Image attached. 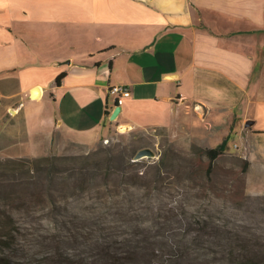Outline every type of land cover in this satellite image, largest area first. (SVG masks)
Listing matches in <instances>:
<instances>
[{"label":"crops","instance_id":"obj_1","mask_svg":"<svg viewBox=\"0 0 264 264\" xmlns=\"http://www.w3.org/2000/svg\"><path fill=\"white\" fill-rule=\"evenodd\" d=\"M201 117L264 140V0H0V157Z\"/></svg>","mask_w":264,"mask_h":264},{"label":"rangeland","instance_id":"obj_2","mask_svg":"<svg viewBox=\"0 0 264 264\" xmlns=\"http://www.w3.org/2000/svg\"><path fill=\"white\" fill-rule=\"evenodd\" d=\"M208 121L0 157V264H229L230 249L264 250V140L243 130L221 150ZM141 148L155 156L133 161Z\"/></svg>","mask_w":264,"mask_h":264},{"label":"trees","instance_id":"obj_3","mask_svg":"<svg viewBox=\"0 0 264 264\" xmlns=\"http://www.w3.org/2000/svg\"><path fill=\"white\" fill-rule=\"evenodd\" d=\"M63 76L60 75L56 78V83H59V80L61 79V77ZM230 139L229 135H227L221 142L220 144L218 145V148L221 149V150H224L226 148V144L228 142V140ZM29 168H26L27 171ZM55 169L56 167L54 168H51L48 170V168L46 167H36L34 168L32 171L33 172H38L40 174H43V173H46V174H52V176L54 175L55 172ZM51 171V172H50ZM50 172V173H49ZM80 172V170H79ZM51 179V178H50ZM240 252L234 250V249H230L228 251V256H226V260L228 261L229 264H241V262L243 260H246V259H250V258H258V259H264V250H257V249H254V248H244L242 250H240ZM145 254L142 252L141 249H139L138 251H133V252H130L128 254V256L132 259H141L142 256H144Z\"/></svg>","mask_w":264,"mask_h":264},{"label":"built area","instance_id":"obj_4","mask_svg":"<svg viewBox=\"0 0 264 264\" xmlns=\"http://www.w3.org/2000/svg\"><path fill=\"white\" fill-rule=\"evenodd\" d=\"M108 91L114 96V102L116 106H120L123 100L130 96V91L124 85H111L108 88ZM242 138H243L242 133L238 134L237 140H242ZM232 147L236 150L238 148L239 150L241 149V147L240 146L238 147L236 143H233Z\"/></svg>","mask_w":264,"mask_h":264},{"label":"water","instance_id":"obj_5","mask_svg":"<svg viewBox=\"0 0 264 264\" xmlns=\"http://www.w3.org/2000/svg\"><path fill=\"white\" fill-rule=\"evenodd\" d=\"M35 94H36V89L33 92V95H35ZM118 109H119V107L117 106V109L114 111V113L112 114L111 118H114V116L118 112ZM252 124L253 123H252L251 120H247L244 123V128H249ZM154 156H155V154H154V152L151 149H149V148H141V149L136 151V153L133 155L132 160L133 161H138V160H141V159H143L145 157L152 158Z\"/></svg>","mask_w":264,"mask_h":264},{"label":"bare ground","instance_id":"obj_6","mask_svg":"<svg viewBox=\"0 0 264 264\" xmlns=\"http://www.w3.org/2000/svg\"><path fill=\"white\" fill-rule=\"evenodd\" d=\"M121 130H125V128L124 127H122V129Z\"/></svg>","mask_w":264,"mask_h":264}]
</instances>
